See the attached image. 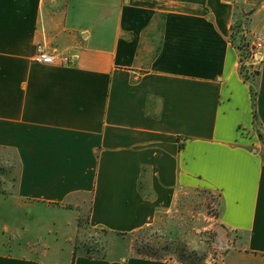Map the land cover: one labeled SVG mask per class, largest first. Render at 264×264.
Returning a JSON list of instances; mask_svg holds the SVG:
<instances>
[{
	"label": "crops",
	"instance_id": "0c3cea01",
	"mask_svg": "<svg viewBox=\"0 0 264 264\" xmlns=\"http://www.w3.org/2000/svg\"><path fill=\"white\" fill-rule=\"evenodd\" d=\"M239 7L264 34V0H0V153L18 167L0 264H45L51 248L61 264H181L30 245L18 203L41 205L31 228L42 213L54 235V210L73 224L88 196L89 225L130 233L198 188L219 198L221 264H264V47L245 80ZM38 44L69 61L35 62Z\"/></svg>",
	"mask_w": 264,
	"mask_h": 264
},
{
	"label": "rangeland",
	"instance_id": "374dc122",
	"mask_svg": "<svg viewBox=\"0 0 264 264\" xmlns=\"http://www.w3.org/2000/svg\"><path fill=\"white\" fill-rule=\"evenodd\" d=\"M242 8L239 7V10ZM233 26V42L239 45L243 42V74L250 81H255L258 70L246 63L248 51L253 41L249 28L250 13L242 9ZM263 34V33H262ZM264 36V34H263ZM17 161L12 151L3 150L0 153V198H8L6 202L0 199V225L5 219V209L16 208L12 197L16 192ZM19 213H23L26 238L30 245L42 248L55 243L56 246L73 249V257L77 254L117 259L127 256H143L163 260H176L181 264H221L222 258L230 246L229 234L219 222L218 195L207 189H186L178 193L169 209L157 212L155 218L144 227L130 233H113L98 227H92L87 220L89 197L84 198L82 209L77 220L64 227H58L61 210H54L56 233L44 234L41 225L45 218L41 213L38 230L31 228L36 220L30 215L32 211L41 209V205L22 201L18 203ZM71 207V206H70ZM69 207V208H70ZM15 210V209H14ZM17 210V209H16ZM60 213V214H59ZM64 214V213H63ZM20 221V220H19ZM6 221L9 225L10 222ZM61 229V230H60ZM27 252V251H26ZM63 251L57 252L51 248L46 254L37 252L45 264H61ZM45 255V256H43ZM71 264V263H70Z\"/></svg>",
	"mask_w": 264,
	"mask_h": 264
},
{
	"label": "built area",
	"instance_id": "2783aa9c",
	"mask_svg": "<svg viewBox=\"0 0 264 264\" xmlns=\"http://www.w3.org/2000/svg\"><path fill=\"white\" fill-rule=\"evenodd\" d=\"M264 47L263 34L258 33L253 36L252 44L248 51V59L246 63L249 67L254 70H258L262 62V49ZM32 59L38 63H63L68 62V58L57 54L56 51L48 49L43 44H38L35 46L34 52L32 54ZM243 65V62H242Z\"/></svg>",
	"mask_w": 264,
	"mask_h": 264
},
{
	"label": "trees",
	"instance_id": "16d2710c",
	"mask_svg": "<svg viewBox=\"0 0 264 264\" xmlns=\"http://www.w3.org/2000/svg\"><path fill=\"white\" fill-rule=\"evenodd\" d=\"M236 45V44H235ZM236 47L238 48V50H242L243 49V42H240L239 45H236ZM243 55L240 54V71L241 73L243 74V70H242V62H243ZM243 78L245 80L248 81V78L245 77V75L243 74ZM251 95H252V98H253V101L255 100V96H256V88L254 87L253 84H251Z\"/></svg>",
	"mask_w": 264,
	"mask_h": 264
}]
</instances>
